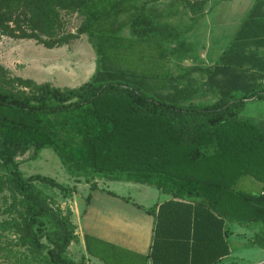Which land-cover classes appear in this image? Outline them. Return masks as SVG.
Masks as SVG:
<instances>
[{"label": "trees", "instance_id": "trees-1", "mask_svg": "<svg viewBox=\"0 0 264 264\" xmlns=\"http://www.w3.org/2000/svg\"><path fill=\"white\" fill-rule=\"evenodd\" d=\"M160 1L0 0L3 35L33 39L51 49L84 34L95 53L94 72L73 88L36 84L21 77L6 81L1 77L6 71L0 67V167L6 172L0 178V190L4 185L11 187L25 210L21 222H7L0 228L12 232L16 245L26 248V263L85 264L67 255L69 245L77 240L73 221L35 183L64 194L73 190L40 174L24 177L19 170L17 158L28 151L35 158L42 149L52 150L65 173L76 179L141 184L168 198L147 208L136 205L154 217L150 251L126 264H220L231 255L229 225L256 229L247 247L264 250V123L256 134L245 137L246 132H240L235 139L231 133L243 125L254 129L253 120L241 122L239 114L246 101L264 100V0H252L212 66L192 65L177 72L168 66L169 57L194 52L185 35L204 17L210 0H172L162 13L147 8ZM221 1L227 0L211 2ZM60 10L83 17L75 33L41 39L38 32L53 35ZM187 10L192 23L181 31L161 20ZM125 29H129L128 37L123 35ZM148 50L157 51V59ZM142 58L147 62L143 64ZM208 95L213 102L192 103ZM114 97L128 100L137 126L166 127L171 132L164 139L166 144L160 145L168 149L159 151L166 156H155L145 170L115 168L113 159L105 157L89 167L44 122L45 117L82 111ZM113 132H107L112 140ZM244 175L261 183L258 196L232 188ZM97 188L90 184V192ZM84 243L87 254L103 264H122L121 256L98 250L86 235Z\"/></svg>", "mask_w": 264, "mask_h": 264}, {"label": "rangeland", "instance_id": "rangeland-1", "mask_svg": "<svg viewBox=\"0 0 264 264\" xmlns=\"http://www.w3.org/2000/svg\"><path fill=\"white\" fill-rule=\"evenodd\" d=\"M210 1L216 2L217 0ZM241 1L243 2L241 6L244 7L247 0ZM234 4L232 2L218 6V9L212 11L214 13L210 15V18H224L227 19L225 22L229 27L235 25L240 21L243 14L233 12L236 10ZM221 9H227L228 12L218 15L216 12L221 11ZM188 12V10L186 13L180 12L167 17V20L173 24L176 31H181L185 25L192 23ZM165 19V17H161L162 21ZM82 20L83 17L76 13L60 10L57 26L55 25L54 31H52L53 35L50 37L42 32H38V35L41 39L48 40L75 33ZM205 29L206 26L201 31L199 41L195 39H191V41L185 37L186 41L194 47V52H188L182 56L177 54L179 58L173 55L169 57L168 66L173 72L186 70L192 65L206 66L207 63L203 59L204 47L198 46V43L205 44L206 42V39H203L206 35ZM125 33L129 35L128 31ZM142 48L145 50V47ZM156 52L148 50L147 54H151L157 59ZM192 54L198 60H195ZM139 60L140 58L136 57L137 63L140 62ZM141 60L143 64L147 62L143 58ZM94 65V54H92L86 36L81 35L67 44L48 49L33 39H14L0 32V67L6 71L5 74L2 73L1 77L6 81L13 77H21L30 79L36 84L48 82L50 85L59 88H73L90 78ZM12 85L14 88L18 87V90L21 89L18 84ZM23 90L29 92V89ZM127 101L124 97L109 98L99 105L82 111L64 114L59 117L49 116L43 119L45 124L49 125L61 139L69 143L74 152L89 167L96 165V160L105 157L107 160L113 159L115 168L121 166L130 170L142 171L148 168L151 159H154L155 156H166L164 153L160 154V152H165L168 149H164L160 145L166 144L167 140L164 142V139L171 132L166 127L137 126L134 117L130 114ZM213 101V97L208 95L205 98L196 99L192 103L206 104ZM239 119L241 122L247 121V119L253 120L254 126L252 128L254 129L245 128L244 125L236 128L231 131V133H235V139H237L240 132H246L243 133L245 137L252 132L255 134L259 132L258 126L260 128L261 123H264V100L251 99L246 101L243 110L239 114ZM110 129L115 131L113 132L115 135L113 140L107 134ZM262 132L264 131L262 130ZM243 142L245 143L247 140L244 139ZM17 161H19V170L24 177L40 174L50 177L64 187L73 190L71 194H64L54 187L35 183L46 194L50 203L57 205L62 214L69 216L72 221L73 214L79 215L83 210L91 183L96 186H103L106 190L127 197L146 207L156 201L161 202L165 198V195L158 194L155 188L141 184L103 179L86 182L84 178L71 177L65 173L59 158L50 149H42L35 158H32V151H28L19 159L17 158ZM104 165L107 164L104 163ZM5 176L6 172L0 167V178ZM232 188L258 196L261 193L262 185L252 176L244 175L236 181ZM19 200L20 196L11 187L4 185L3 189L0 190V227L7 222L22 221L25 210ZM255 231L256 229L229 225L228 242L231 249H234L237 254L229 260H223L220 264H264V252L257 251L253 249L254 247H247ZM15 241L16 237L12 232L0 228V264H28L25 261L26 248L19 244L17 246ZM75 242L69 245L67 255L80 261ZM117 255L122 257V264H126L124 262H135L138 259L129 254L119 253Z\"/></svg>", "mask_w": 264, "mask_h": 264}, {"label": "crops", "instance_id": "crops-1", "mask_svg": "<svg viewBox=\"0 0 264 264\" xmlns=\"http://www.w3.org/2000/svg\"><path fill=\"white\" fill-rule=\"evenodd\" d=\"M171 1L172 0H162L154 5H148L147 8L149 10H154L156 13H162L170 7L169 5ZM232 2L235 3L234 5L236 9L233 12L243 14L240 21L235 25H230L229 27L227 22H225L227 19L224 18H213L214 20L210 18V15L214 13L212 11L216 8L218 9V6L230 4ZM242 3L243 2L241 0H227L218 2L216 5H212V2L209 1L204 6V17L200 19L199 23L197 22L192 30L185 35V37L189 40L195 39L199 41L201 31L206 26V35L203 38L206 39L205 44H199L196 41L199 47H204L205 51L203 59L204 62L207 63L206 66H212L215 63L217 57L230 42L236 29L248 13L253 1L247 0V4L244 7L241 6ZM241 7L242 9H240ZM173 8L176 10L181 9L180 6H174ZM225 10L227 9H221V11L216 13L219 15L224 14V12H228V10ZM188 14L190 18L192 13L189 11ZM164 22H168V20L165 19ZM170 24L173 25L172 23ZM126 31L130 34L129 29H125L123 31V35L128 37L129 35H126ZM82 36L86 35L83 34ZM86 38L88 40L87 36ZM92 54H94L95 63V53L93 49ZM93 67L95 68V65ZM94 68L92 73L94 72ZM106 191L109 190H106L103 186H98L97 189L90 192L89 201L84 205L80 214H73V223L76 227L75 233L77 236L75 243L79 259L83 260L85 264H103V262L98 258L87 254L84 243L85 235L89 238V242L93 246L97 247L98 250L116 255L119 253L129 254L138 259L140 256H147L150 251L154 217L147 214L142 208L159 204L168 198L165 196L161 202L156 201L152 205L146 207L130 200L127 197L117 195L110 191L116 195L113 196L108 194ZM136 205L141 206L142 208H138ZM253 249L264 252V250L257 247H254ZM236 254L237 252L234 251V249H231V255L228 260L231 257L236 256ZM72 259L78 261L76 258Z\"/></svg>", "mask_w": 264, "mask_h": 264}]
</instances>
